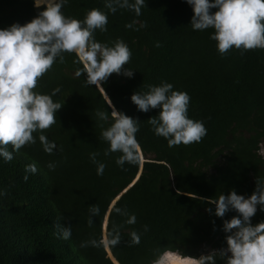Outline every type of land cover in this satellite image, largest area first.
<instances>
[{"label": "trees", "instance_id": "16d2710c", "mask_svg": "<svg viewBox=\"0 0 264 264\" xmlns=\"http://www.w3.org/2000/svg\"><path fill=\"white\" fill-rule=\"evenodd\" d=\"M104 5L105 0H67L61 11L81 21L93 8L104 12L107 30H96L94 39L110 47L122 40L131 52L124 67L133 76L112 73L89 85L86 74H75L83 63L65 52L64 62L57 57L38 79L33 91L52 95L58 88L52 99L61 108L55 124L33 133L36 143L13 152L10 162L0 157V264H113L107 249L118 264H154L165 251L172 253L158 264H192L190 257L226 248L231 233L223 223L239 217L234 209L216 216L209 201L231 191L247 198L256 178H264V153H258L264 139V49L242 53L233 47L221 56L210 39L214 29H192L193 9L187 0H145L140 16L127 9L112 13ZM43 7L37 8L35 0H0V29L29 22ZM134 21L133 28L125 27ZM141 22L147 26L135 30ZM162 82L190 96L187 116L202 121L207 130L200 142L169 147L148 123L159 109L143 112L131 101L134 92ZM113 107L139 123L142 161L137 164L121 167L116 164L121 153L104 155L109 145L100 139L101 126L113 122ZM98 111L109 119L101 121ZM41 134L55 143L51 154L43 150ZM92 152L106 165L103 175H97ZM50 162L54 170L47 167ZM29 164L37 172L27 173L25 181ZM94 204L100 213L89 226ZM113 206L135 215L136 223L126 224L127 216ZM58 218L71 226L70 239L54 235ZM260 222L264 211L257 205L251 223ZM113 225L120 226L117 246L80 247L90 239H105ZM132 231L140 242L130 246ZM215 264H225V259L217 255Z\"/></svg>", "mask_w": 264, "mask_h": 264}, {"label": "clouds", "instance_id": "9594fccd", "mask_svg": "<svg viewBox=\"0 0 264 264\" xmlns=\"http://www.w3.org/2000/svg\"><path fill=\"white\" fill-rule=\"evenodd\" d=\"M66 2L35 0L37 8L44 5L37 16L23 25L14 23L0 29V157L5 162L14 158L13 152L36 143L33 133H42L57 122L55 112L61 108V103L54 102L52 96L59 89H54L52 95L33 91L38 79L51 69L57 57L63 63V53H75L78 62L83 63V68L77 69L75 74L77 77L86 74V83L89 85L100 84L112 73L129 78L133 76V71L124 67L130 60L131 52L122 40L115 41L114 46L110 47L94 39L96 30H107V15L93 8L86 13L83 21L65 17L61 9ZM187 3L193 9L190 22L192 29H214L210 39L216 41L221 56L233 47L242 53L264 49V0H187ZM104 6L112 13L118 9H127L140 16L145 0H105ZM213 8L216 11L210 12ZM135 23L126 24L125 27L133 28ZM146 26V23L141 22L135 30ZM146 87L148 91L134 92L130 99L140 111L159 109L157 115L148 119L155 135L165 138L169 147L190 145L202 140L207 130L202 121L188 118L190 96L186 92L173 90V85L167 82ZM96 115L101 121L109 119L103 111H98ZM111 115L113 122L110 126H101L100 139L109 145L104 155L121 153L116 159V164L121 167L125 163L137 164L140 159L136 140L138 121L114 107ZM39 141L46 153L51 154L56 148L55 143L49 142L43 134L39 135ZM9 144L13 151L8 150ZM98 155L92 152L89 158L97 165V175H103L106 165L96 159ZM47 167L54 170L56 165L50 162ZM36 172L34 164L27 165L23 179L27 181V173ZM209 202L215 204L216 216L222 218L226 212L234 209L239 217L233 216L223 223V230L231 233L225 238L227 247L198 258L190 257L192 264H215L217 255L225 259V264H264V222L255 225L251 223L257 205L264 211V178H256L255 190L247 198L231 191L227 196L221 194ZM113 211L127 216L126 224L136 223V216L129 215L125 209L113 206ZM99 213L98 205L89 208V226L93 224L92 217ZM119 227L113 225L105 239H90L82 242L80 247L117 246L121 240ZM54 228V235L58 238H71V226L61 223L60 218ZM130 236V246L139 244L140 236L137 232L132 231ZM168 253L172 252H163L159 259Z\"/></svg>", "mask_w": 264, "mask_h": 264}, {"label": "water", "instance_id": "95a60500", "mask_svg": "<svg viewBox=\"0 0 264 264\" xmlns=\"http://www.w3.org/2000/svg\"><path fill=\"white\" fill-rule=\"evenodd\" d=\"M142 161V159H140ZM115 200V199H114ZM114 200L110 203L109 207L113 204ZM104 225H105V221H104ZM102 231H103V234H104V228H103V225H102ZM106 252V256L110 259V261L113 263V264H118L111 256V254L109 255L107 253V251L105 250Z\"/></svg>", "mask_w": 264, "mask_h": 264}, {"label": "rangeland", "instance_id": "374dc122", "mask_svg": "<svg viewBox=\"0 0 264 264\" xmlns=\"http://www.w3.org/2000/svg\"><path fill=\"white\" fill-rule=\"evenodd\" d=\"M260 149H261V151L264 152V139H262V141H261V143H260ZM165 255H166V254H165ZM168 255H170V254H168ZM157 264H158V262H157Z\"/></svg>", "mask_w": 264, "mask_h": 264}, {"label": "built area", "instance_id": "2783aa9c", "mask_svg": "<svg viewBox=\"0 0 264 264\" xmlns=\"http://www.w3.org/2000/svg\"><path fill=\"white\" fill-rule=\"evenodd\" d=\"M258 153H259V154H263L264 152L261 151V149L259 148Z\"/></svg>", "mask_w": 264, "mask_h": 264}, {"label": "bare ground", "instance_id": "6f19581e", "mask_svg": "<svg viewBox=\"0 0 264 264\" xmlns=\"http://www.w3.org/2000/svg\"><path fill=\"white\" fill-rule=\"evenodd\" d=\"M142 159V158H141ZM104 228V227H103ZM106 248H107V246H106ZM107 252L109 253V255H110V252H109V250L107 249Z\"/></svg>", "mask_w": 264, "mask_h": 264}]
</instances>
